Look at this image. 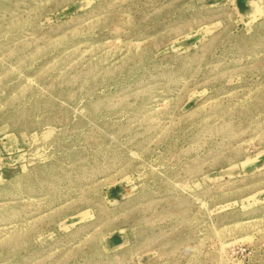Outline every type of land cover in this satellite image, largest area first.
I'll return each instance as SVG.
<instances>
[{"label":"rangeland","instance_id":"374dc122","mask_svg":"<svg viewBox=\"0 0 264 264\" xmlns=\"http://www.w3.org/2000/svg\"><path fill=\"white\" fill-rule=\"evenodd\" d=\"M0 264H264V0H0Z\"/></svg>","mask_w":264,"mask_h":264}]
</instances>
